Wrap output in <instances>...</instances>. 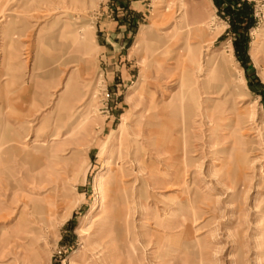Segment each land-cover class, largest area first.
I'll return each mask as SVG.
<instances>
[{
    "label": "rangeland",
    "instance_id": "374dc122",
    "mask_svg": "<svg viewBox=\"0 0 264 264\" xmlns=\"http://www.w3.org/2000/svg\"><path fill=\"white\" fill-rule=\"evenodd\" d=\"M0 97V264H264V0H0Z\"/></svg>",
    "mask_w": 264,
    "mask_h": 264
},
{
    "label": "bare ground",
    "instance_id": "6f19581e",
    "mask_svg": "<svg viewBox=\"0 0 264 264\" xmlns=\"http://www.w3.org/2000/svg\"><path fill=\"white\" fill-rule=\"evenodd\" d=\"M196 33H199V31L198 32H196ZM200 35V34H199ZM12 57H18L17 55L15 56V54H13L12 55ZM1 98V97H0ZM1 100V99H0ZM171 101V100H170ZM169 103V102H168ZM167 104V103H166ZM170 104V103H169ZM169 104H168V106H169ZM3 106V105H2ZM185 106V110H186V119H187V121L189 120V118L191 117V114H192V107H191V104L190 103H187L186 102V104L184 105ZM7 106H5L4 108H6ZM4 108H2V109H0V116H1V118L6 122V126L8 125L7 123V119H6V117H5V115L3 114V110H4ZM167 108V107H166ZM184 115H185V113H184ZM2 120V121H3ZM186 121V120H185ZM183 123H185V122H183ZM187 123V122H186ZM187 125H189L188 123H187ZM186 127V125L184 126V128ZM188 127V126H187ZM184 130H186V129H184ZM188 131V130H187ZM16 133V132H15ZM16 135H18V133H16ZM55 135V134H54ZM16 139H19V137H16ZM55 139V137H53V139L52 140H54ZM13 140H15V139H6L5 141H4V139L2 138L1 139V141H0V145H1V143H4V142H6V143H8V142H10V141H13ZM34 145V144H33ZM7 152L5 151L4 152V154H6ZM9 173H10V170H9V166L5 169V170H3V171H0V176H2V175H6V177H8L9 178ZM6 182H8V181H6ZM0 186H1V190H2V192H3V195H5V196H7L6 195V187L8 186L7 184H3V183H1V181H0ZM5 204V202L4 201H1L0 202V208L1 207H3V205ZM6 205V204H5ZM30 204H24L23 205V209H21L20 211H18V208H17V213H18V219H17V224L18 225H20V226H22V233H29V232H31V227H30V224H31V220L27 217V210L28 209H30V211L32 210V212H33V209H34V207L33 206H29ZM33 205V204H32ZM15 212H16V210H15ZM4 213V212H3ZM31 213V212H30ZM1 216V215H0ZM4 216H5V214H4ZM5 217H7V216H5ZM4 228V229H3ZM1 231H0V242H2V241H4V240H8V238H9V236H7L8 234V231H9V229L8 228H5V227H1V229H0ZM16 238H19V236H16ZM23 238V237H22Z\"/></svg>",
    "mask_w": 264,
    "mask_h": 264
},
{
    "label": "trees",
    "instance_id": "16d2710c",
    "mask_svg": "<svg viewBox=\"0 0 264 264\" xmlns=\"http://www.w3.org/2000/svg\"><path fill=\"white\" fill-rule=\"evenodd\" d=\"M245 2L243 1V6H244ZM215 5L218 7V1H215ZM237 13H234V15H231L232 18L237 19V21L239 22L238 24H242V19L243 17H239V15H241L240 11H242L241 9H237L235 10ZM234 20V19H233ZM231 23H233V21H231ZM233 25V24H232ZM234 47H235V52L237 53V55H242V57L244 59H247V55H246V41L242 40L241 42H238L237 40L234 41Z\"/></svg>",
    "mask_w": 264,
    "mask_h": 264
}]
</instances>
